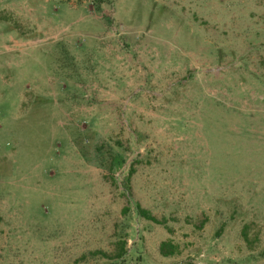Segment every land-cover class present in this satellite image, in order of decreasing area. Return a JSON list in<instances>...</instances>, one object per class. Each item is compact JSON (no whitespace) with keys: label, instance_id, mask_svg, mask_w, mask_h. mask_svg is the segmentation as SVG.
Segmentation results:
<instances>
[{"label":"rangeland","instance_id":"obj_1","mask_svg":"<svg viewBox=\"0 0 264 264\" xmlns=\"http://www.w3.org/2000/svg\"><path fill=\"white\" fill-rule=\"evenodd\" d=\"M0 264H264V0H0Z\"/></svg>","mask_w":264,"mask_h":264},{"label":"trees","instance_id":"obj_2","mask_svg":"<svg viewBox=\"0 0 264 264\" xmlns=\"http://www.w3.org/2000/svg\"><path fill=\"white\" fill-rule=\"evenodd\" d=\"M134 209H135L136 213H138V215L145 216V217L148 218V219L150 218V217L148 216V214L140 208V206H138V205H134ZM163 249H164V245H162V246H161V249H160L161 252H162V254H164Z\"/></svg>","mask_w":264,"mask_h":264}]
</instances>
